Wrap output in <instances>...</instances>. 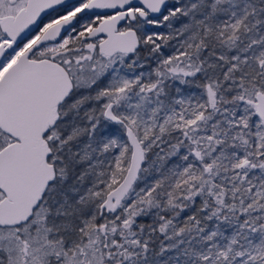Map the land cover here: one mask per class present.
Listing matches in <instances>:
<instances>
[{
  "label": "snow or ice",
  "instance_id": "obj_1",
  "mask_svg": "<svg viewBox=\"0 0 264 264\" xmlns=\"http://www.w3.org/2000/svg\"><path fill=\"white\" fill-rule=\"evenodd\" d=\"M0 264H264V0H0Z\"/></svg>",
  "mask_w": 264,
  "mask_h": 264
}]
</instances>
